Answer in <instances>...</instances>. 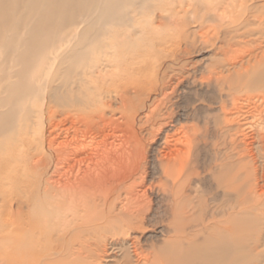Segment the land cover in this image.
Returning <instances> with one entry per match:
<instances>
[{"label": "bare ground", "instance_id": "obj_1", "mask_svg": "<svg viewBox=\"0 0 264 264\" xmlns=\"http://www.w3.org/2000/svg\"><path fill=\"white\" fill-rule=\"evenodd\" d=\"M241 98L264 126V0H0V264H257L264 134L231 165Z\"/></svg>", "mask_w": 264, "mask_h": 264}, {"label": "rangeland", "instance_id": "obj_2", "mask_svg": "<svg viewBox=\"0 0 264 264\" xmlns=\"http://www.w3.org/2000/svg\"><path fill=\"white\" fill-rule=\"evenodd\" d=\"M245 46H235V48H244ZM193 56L197 57V54H194ZM200 57V56H199ZM238 96L242 97V94H239ZM239 104L238 105H231V119H232V123H231V136L233 138H235V141H231V165H232V159H233V152H236L237 150L239 151L243 146L244 143L242 141V138L250 140L252 138L253 135H256L258 132L264 134V126L261 124L260 120L257 119V112H253L254 108L256 107L255 105H258L259 102L255 101L254 99L250 100V101H245L242 98L239 99ZM245 116V117H244ZM254 126V127H253ZM22 135H25V140L23 141V148L21 149L23 150V152L21 153L23 160H25L26 158H29L30 155H32L33 151H37V153L39 152V150H37L36 148V143L34 142L35 139L40 140L41 138V131H37L36 135L34 136L35 139L33 140V136L30 135L29 133L26 134L22 133ZM218 140L216 139H212L211 137L207 136L206 138H203L202 142H201V150H200V164L205 167L206 165H208L207 162H209L211 155H212V148H214V146L216 145L215 143H217ZM41 143V141H40ZM219 144V143H218ZM14 148H10V151L7 152V155L9 156L11 154V156L14 153ZM2 150L0 151L1 154ZM7 169V166L5 164V167L2 168V166H0V184L2 181H5L2 178V175H4V171ZM21 171L20 166L17 167V173H19ZM209 172V169L206 167L203 172L202 175L204 177V175H206ZM203 187V186H202ZM232 187V186H231ZM3 185H0V197L3 200L4 197V191H3ZM206 189V188H204ZM233 190V187L232 189ZM207 190L202 198V200H206L205 203H209L212 204V202H210L208 199H210V196L213 195L214 189L211 190ZM233 199V197L231 196V200ZM204 202V201H203ZM232 203V201H231ZM232 205V204H231ZM204 206V204H203ZM4 209L5 207H3V211L0 214V219L1 221L4 219ZM158 224H156L155 226L152 227H148V231L150 232H154V231H158ZM264 250V246L260 247L259 250ZM255 254V253H254ZM255 256V255H253ZM250 260L254 257L250 256ZM264 257L261 256V258L256 257L255 256V262L257 264H264ZM263 259V260H262ZM260 260H262V262H259ZM247 261V260H245Z\"/></svg>", "mask_w": 264, "mask_h": 264}]
</instances>
